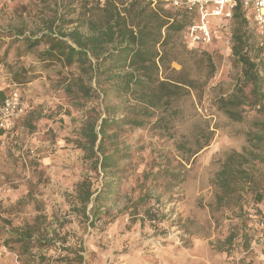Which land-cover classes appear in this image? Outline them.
Returning <instances> with one entry per match:
<instances>
[{"label": "rangeland", "instance_id": "374dc122", "mask_svg": "<svg viewBox=\"0 0 264 264\" xmlns=\"http://www.w3.org/2000/svg\"><path fill=\"white\" fill-rule=\"evenodd\" d=\"M38 4L0 0V57L6 53L9 66H23L32 77L18 83L0 63V90L6 96L17 89L23 107L9 127L0 126V264H19L3 245L6 221L32 223L40 213L49 220L52 214L73 218L64 229L74 235L69 238H82L89 264H264V202L255 205L247 195L240 211L212 209L219 159L242 149L247 130L245 123L229 122L212 101L219 92L230 93L238 79L230 39L220 37L209 46L215 73L201 97L192 91L184 99L170 131L125 127L131 154L123 161L126 170L115 181L101 220L87 227L84 218L74 219L67 197L81 180L89 178L93 188H100L102 178L89 170L71 140L91 107L102 110L103 104L80 99L78 109L63 87L70 69L45 68L25 54L21 38L38 26ZM248 33L264 59V36L252 20ZM170 67L180 68L176 62ZM205 127L212 131L208 145L187 156L182 144L190 146ZM234 231L237 238L226 247L223 240Z\"/></svg>", "mask_w": 264, "mask_h": 264}, {"label": "trees", "instance_id": "16d2710c", "mask_svg": "<svg viewBox=\"0 0 264 264\" xmlns=\"http://www.w3.org/2000/svg\"><path fill=\"white\" fill-rule=\"evenodd\" d=\"M38 2V26L35 23L21 38L25 54L45 68L70 69L63 87L78 109L83 106L80 99L103 104L102 110L91 107L71 140L89 170L102 178L100 188H93L89 178L81 180L67 197L74 219L84 218L89 227L101 220L102 207L126 170L123 161L131 154L130 142L123 136L125 127L170 131L181 103L192 91L201 97L216 66L209 46L192 45L185 38L195 11L171 8L161 0ZM231 11L230 62L238 79L230 93L219 92L212 101L229 122L245 123L247 130L242 149L227 151L219 159L212 178V209L240 211L247 195L255 205L264 202V59L262 48L248 33L250 11L239 0ZM172 62L180 68H171ZM0 63L16 82L31 81L23 66L8 65L6 53ZM4 97L0 90V104ZM199 132L190 146L182 144L187 156L208 145L212 131L205 127ZM71 222L73 218L54 214L49 220L42 213L32 223L14 226L6 221L3 245L19 264H89L82 238H69L74 235L64 229ZM236 238L237 232H229L222 244L229 247Z\"/></svg>", "mask_w": 264, "mask_h": 264}, {"label": "built area", "instance_id": "2783aa9c", "mask_svg": "<svg viewBox=\"0 0 264 264\" xmlns=\"http://www.w3.org/2000/svg\"><path fill=\"white\" fill-rule=\"evenodd\" d=\"M171 8H183L195 11L196 15L186 27V40L196 46H210L219 34L224 33L226 42L230 39L232 18L231 7L237 0H161ZM243 7L250 11V20L257 31L264 36V0H239ZM23 111L17 89H12L0 104V126L7 128L10 121Z\"/></svg>", "mask_w": 264, "mask_h": 264}]
</instances>
